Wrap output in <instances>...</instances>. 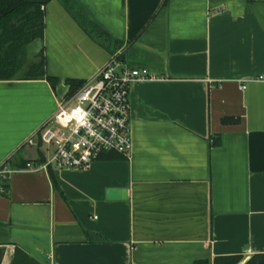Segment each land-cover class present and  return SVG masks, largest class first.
I'll return each instance as SVG.
<instances>
[{
	"label": "crops",
	"instance_id": "crops-1",
	"mask_svg": "<svg viewBox=\"0 0 264 264\" xmlns=\"http://www.w3.org/2000/svg\"><path fill=\"white\" fill-rule=\"evenodd\" d=\"M75 1L122 43L121 61L163 80L129 90L127 158L27 170L49 154L39 131L65 80H88L112 56L47 2L43 39L25 58L42 53L54 87L0 81V167L15 171L0 194V264H242L264 254V2Z\"/></svg>",
	"mask_w": 264,
	"mask_h": 264
},
{
	"label": "built area",
	"instance_id": "built-area-1",
	"mask_svg": "<svg viewBox=\"0 0 264 264\" xmlns=\"http://www.w3.org/2000/svg\"><path fill=\"white\" fill-rule=\"evenodd\" d=\"M119 53L110 56L88 80L59 99L39 131L40 141L49 154L44 161L27 163V170L84 171L105 154L128 157L129 90L136 83L163 78L145 67L125 64L117 57ZM13 172L0 167V194L6 192L4 182Z\"/></svg>",
	"mask_w": 264,
	"mask_h": 264
},
{
	"label": "trees",
	"instance_id": "trees-1",
	"mask_svg": "<svg viewBox=\"0 0 264 264\" xmlns=\"http://www.w3.org/2000/svg\"><path fill=\"white\" fill-rule=\"evenodd\" d=\"M57 1L90 41L110 55L121 49L122 43L100 29L75 0ZM47 2L49 0H0V81L46 80L54 87L57 80L47 75L43 54L40 53L38 63H28L25 58L26 46L36 39H43L44 6ZM117 57L122 60L120 55ZM65 84L69 87L68 92H72L82 81L65 80ZM220 122L227 125L237 121L225 118ZM218 144L219 141L212 143ZM113 156L118 155L105 154L101 159ZM51 182L55 188L52 178ZM3 187L7 190V185ZM239 261L240 258L234 256L216 260L213 264H237ZM245 264H264V254L252 255Z\"/></svg>",
	"mask_w": 264,
	"mask_h": 264
},
{
	"label": "water",
	"instance_id": "water-1",
	"mask_svg": "<svg viewBox=\"0 0 264 264\" xmlns=\"http://www.w3.org/2000/svg\"><path fill=\"white\" fill-rule=\"evenodd\" d=\"M255 1H257V2H264V0H255ZM249 258L250 257H248L247 259H245L242 264H245L248 261Z\"/></svg>",
	"mask_w": 264,
	"mask_h": 264
}]
</instances>
